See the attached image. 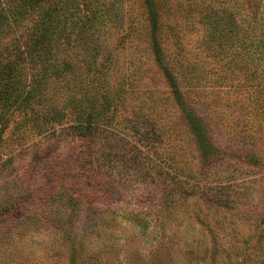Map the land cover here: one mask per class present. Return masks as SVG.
I'll list each match as a JSON object with an SVG mask.
<instances>
[{
    "label": "rangeland",
    "instance_id": "rangeland-1",
    "mask_svg": "<svg viewBox=\"0 0 264 264\" xmlns=\"http://www.w3.org/2000/svg\"><path fill=\"white\" fill-rule=\"evenodd\" d=\"M194 1L204 0H169L178 11L170 17L180 20L191 51H196L204 28L198 13L186 15L187 4ZM141 66L127 86V103L136 112H128L130 120L114 128L116 134L99 130L94 141L108 149L114 145L122 160L145 176L120 170L112 155L100 159L104 184L94 192L75 173L79 144L72 135H37L15 122L9 125L2 146L0 206L17 199L33 177L35 187L55 181L54 189L68 187L83 203L64 206L60 194L21 201L0 218V264H264V116L241 110L246 103L243 87L203 85L189 103L209 124L220 149L211 160L204 159L149 52ZM146 117L164 129L160 138L152 137L150 125L141 124ZM172 146L176 162L169 163L180 177L162 170L167 179L162 186L153 175ZM252 151L260 153L259 166L248 159ZM188 165L195 167L191 178Z\"/></svg>",
    "mask_w": 264,
    "mask_h": 264
},
{
    "label": "trees",
    "instance_id": "trees-1",
    "mask_svg": "<svg viewBox=\"0 0 264 264\" xmlns=\"http://www.w3.org/2000/svg\"><path fill=\"white\" fill-rule=\"evenodd\" d=\"M204 2L187 4L186 15L193 18L191 14L198 13L204 25L203 35L195 41L196 51H191L181 35L180 20L173 22L170 17L178 11L169 0H0V165L4 133L15 122L37 135H72L79 144L80 172L75 173L82 174L94 192L104 184L100 159L112 155L120 170L126 167L131 175L145 176L122 160L114 145L108 149L94 141L99 130L116 134L114 128L130 120L128 112H136L127 103V86L141 69L145 52L165 74L201 156L211 160L220 149L210 136L209 124L189 101L203 85L229 84L246 90V103L240 105L246 115L253 111L264 116V0ZM141 122L150 125L147 129L154 139L161 137L164 129L149 117ZM61 125L65 127L58 130ZM173 146L153 175L162 186L167 181L162 170L180 177L179 169H173ZM248 159L255 166L262 163L257 151ZM185 168L193 177L194 165ZM110 174L116 177L114 169ZM33 184L34 177L17 199L0 206V218L32 197L60 194L64 206L78 208L83 203L68 187L54 189L55 181Z\"/></svg>",
    "mask_w": 264,
    "mask_h": 264
}]
</instances>
